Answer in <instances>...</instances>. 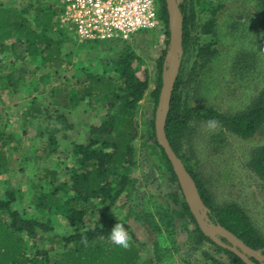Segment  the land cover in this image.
<instances>
[{"label": "rangeland", "instance_id": "1", "mask_svg": "<svg viewBox=\"0 0 264 264\" xmlns=\"http://www.w3.org/2000/svg\"><path fill=\"white\" fill-rule=\"evenodd\" d=\"M177 2L185 4L189 31L185 47L181 43L180 48V109L206 106L229 116L244 110L264 88V43L258 0ZM211 17L216 19L215 27L211 33H205L201 26ZM59 24L64 27L60 21ZM166 39L163 30H141L126 43L137 53L133 68L147 78V94L158 83V62L161 56L164 60L169 49ZM119 44L78 41L70 31L61 44L56 65H41L39 55L22 56L23 47L17 43L19 58L5 53V73L13 65L27 71L25 77L11 84L13 87L0 91V143L4 142L7 155L6 165L0 170V197L6 189L18 188L21 203L28 211L39 216L46 213L30 202L39 183L49 188L46 186L49 177L42 176L44 169L56 170L54 183L69 182L70 168L78 166L72 145L87 144L94 137L90 128L114 111L94 97L67 107L55 106L54 91L63 86L71 89L76 81L85 78L86 72L117 82L111 60ZM206 47L214 51L210 54L200 51ZM18 76L19 72H15L12 80ZM156 104L143 97L132 112L137 135L133 141L134 163L128 170L130 182L125 191L105 212L87 214L85 225L123 219L136 248V264H232L227 254L198 238L195 225L182 210L184 198L178 183L170 179L156 150L150 147ZM29 106L36 109L34 115L24 113ZM49 134L56 138L57 149L48 155L43 146ZM178 140L186 164L211 192L214 205L235 203L242 207L264 236V181L249 164L253 149L264 145V120L254 134L242 137L218 122L192 118ZM56 194L61 196L62 192ZM50 221L58 233L72 230L58 214L50 215Z\"/></svg>", "mask_w": 264, "mask_h": 264}, {"label": "trees", "instance_id": "2", "mask_svg": "<svg viewBox=\"0 0 264 264\" xmlns=\"http://www.w3.org/2000/svg\"><path fill=\"white\" fill-rule=\"evenodd\" d=\"M157 4L168 41L165 0H157ZM178 6L183 19L181 43L185 47L189 35L185 4L182 2ZM258 10L264 43V0H258ZM60 12V0L58 3L51 0H26L24 4L13 0L0 1V91L13 87L12 83L25 77L27 70L21 66L13 65L9 72H4L5 53L12 54L15 59L21 56L16 51V43L23 47L22 56L39 55L41 65H56L59 62L61 44L68 39L70 32L67 27L59 24ZM215 22V17H211L201 26L202 30L211 33ZM119 43L115 57L111 60V69L117 74V82L86 72L85 78L76 81L71 89L63 86L54 91L52 104L55 106L67 107L70 103L94 97L114 111L90 128L94 137L87 144L72 145V153L76 156L78 166L70 168L69 182L54 183L56 170L44 169L42 176L49 177L46 181L49 188L45 189L39 183L30 202L34 207L44 210L45 214L39 216L28 211L21 203L22 195L18 188L4 191L0 197V264H136L138 256L132 241L131 246L125 249L108 239L118 219L114 218L103 224L95 222L89 226L84 221L87 214L108 210L125 191L130 182L128 170L134 163L133 141L137 135L132 112L143 97L150 98L156 104L161 86L163 57L158 62V83L147 94V78L137 74L133 68V62L138 59L137 53L127 42ZM200 51L210 54L214 49L206 47ZM15 72H19V76L13 81ZM181 81L178 73L173 82L165 119L166 138L194 180L198 193L209 210V218L234 233L248 247L264 254V236L254 227L242 207L235 203L214 205L211 192L186 164L178 145L180 132L192 118L218 122L242 137L254 134L264 120V88L247 108L229 116L206 106L193 105L181 110L178 96ZM35 110L34 106H29L24 113L34 115ZM150 140V147L156 150V156L170 179L177 182L171 164L155 138L153 120ZM3 144L4 142L0 143V170L7 161ZM43 149L48 155L57 149L56 138L52 134L48 135ZM249 164L264 181V145L253 149ZM57 192H62V195H57ZM181 207L195 225L198 238L207 240L217 250L227 254L230 263L246 264L234 252L202 233L184 199ZM52 214L63 217L72 228L71 232H56L50 221ZM120 222L128 229L123 219ZM220 239L227 243L223 237Z\"/></svg>", "mask_w": 264, "mask_h": 264}, {"label": "water", "instance_id": "3", "mask_svg": "<svg viewBox=\"0 0 264 264\" xmlns=\"http://www.w3.org/2000/svg\"><path fill=\"white\" fill-rule=\"evenodd\" d=\"M168 15V41L169 49L165 53L161 70V86L154 112V133L159 145L163 148L172 170L176 176L191 214L199 229L216 243L231 250L246 264H259L264 262V254L244 244L234 233L217 222L212 221L207 213L197 186L187 171L184 163L171 148L164 131L165 119L169 108V100L173 88V82L178 74L180 66V48L182 41V14L177 0H165ZM223 237L227 243L222 242Z\"/></svg>", "mask_w": 264, "mask_h": 264}, {"label": "built area", "instance_id": "4", "mask_svg": "<svg viewBox=\"0 0 264 264\" xmlns=\"http://www.w3.org/2000/svg\"><path fill=\"white\" fill-rule=\"evenodd\" d=\"M59 21L78 41L128 42L141 30L164 31L157 0H60Z\"/></svg>", "mask_w": 264, "mask_h": 264}, {"label": "clouds", "instance_id": "5", "mask_svg": "<svg viewBox=\"0 0 264 264\" xmlns=\"http://www.w3.org/2000/svg\"><path fill=\"white\" fill-rule=\"evenodd\" d=\"M108 239L111 240L113 244L125 249L131 246V236L124 227V224L120 222L119 217L118 222L112 227ZM84 242L87 243L86 240Z\"/></svg>", "mask_w": 264, "mask_h": 264}]
</instances>
